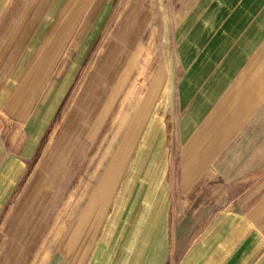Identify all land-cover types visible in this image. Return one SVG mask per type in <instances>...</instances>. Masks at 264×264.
Masks as SVG:
<instances>
[{"label": "crops", "instance_id": "0c3cea01", "mask_svg": "<svg viewBox=\"0 0 264 264\" xmlns=\"http://www.w3.org/2000/svg\"><path fill=\"white\" fill-rule=\"evenodd\" d=\"M88 2L63 4L76 6L74 18ZM2 3L8 6L0 10V217L31 173L35 186L44 180L37 163L45 157L43 166L48 163L72 106L84 105L87 88L82 93L80 86L104 37L114 31L118 44L136 21L134 5L118 14L132 0H115L98 32L106 13L92 34L66 32L63 47L83 46L84 55L57 60L55 13L48 6L32 26L31 12L23 11L54 0ZM146 3L154 5L164 73L150 85L138 139L125 156L111 159L119 173L111 197L120 189L114 212L123 209L121 224L112 223L105 250H95L99 224L92 236H80L68 264L88 237L82 264H264V0ZM45 33V44L37 46ZM127 52L126 72L136 53Z\"/></svg>", "mask_w": 264, "mask_h": 264}, {"label": "rangeland", "instance_id": "374dc122", "mask_svg": "<svg viewBox=\"0 0 264 264\" xmlns=\"http://www.w3.org/2000/svg\"><path fill=\"white\" fill-rule=\"evenodd\" d=\"M63 1L54 0L49 5H24L23 11L31 12L33 20L27 19V23L34 26L37 23L35 18L49 6L51 15L53 12L56 15L52 26L55 25L56 29L54 45L57 60L78 61L85 50L83 46L77 51L72 45L64 48L66 32L73 34L80 28L82 33L86 30L92 34L98 19L106 13L97 26L98 32L105 17L114 9L115 0H103L97 4L90 0L74 18L71 15L76 6L64 5ZM132 3L129 10L123 4L118 14L124 17L134 5L135 24L129 26V32L126 28L125 34L119 36L123 39L118 44H113L118 39L114 31L104 37L98 49L97 63L88 68V77L80 86L82 93L87 88L84 105L79 110L77 105L72 106L67 118L70 122L59 129L53 144L56 148L49 150L48 163L43 166L46 157L37 163V174L45 173L44 180L35 186V179H30L31 173L0 217V264H68L80 236H92L99 224L95 250H105L112 236V223L118 220L121 224L119 219L123 209L119 213L114 212L120 189L115 190L111 197L119 174L116 164L111 166V159L117 154L125 156L128 147L138 139L149 108L150 85L156 76L161 77L164 73L158 56L157 21L152 12L154 5L143 4V0H132ZM0 6L4 11L8 3ZM86 11L88 14L84 17ZM63 13H67L64 21ZM147 15L149 17L145 21ZM43 24L41 33L47 27L46 22ZM46 33L39 36L37 46L45 44ZM131 44L133 46H128ZM127 48H134L136 52L128 72L125 71L130 56ZM144 69L145 77L142 76ZM62 81L60 78L59 89ZM1 112L0 116L4 117ZM143 140L144 135L140 137V141ZM123 186L127 188L126 182ZM93 221L94 225L89 229ZM69 237H73L70 244L67 243ZM86 239L78 246L70 264H82L89 246V237L87 244Z\"/></svg>", "mask_w": 264, "mask_h": 264}]
</instances>
